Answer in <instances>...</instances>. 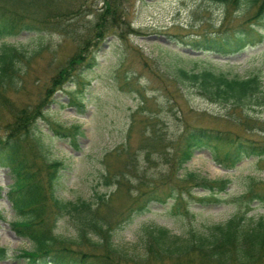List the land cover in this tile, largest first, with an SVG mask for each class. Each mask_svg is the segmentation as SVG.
<instances>
[{
  "label": "rangeland",
  "instance_id": "1",
  "mask_svg": "<svg viewBox=\"0 0 264 264\" xmlns=\"http://www.w3.org/2000/svg\"><path fill=\"white\" fill-rule=\"evenodd\" d=\"M104 2L56 0V8L64 4L65 10L79 9L64 21L63 29L0 38V46L10 41L28 54L40 50L31 63L25 89L17 96L25 101L35 100L43 84H48L59 66L76 52L85 48L86 54L96 57L91 67L82 65L80 73L56 91L35 126V135L49 158L65 163L60 198L88 199L97 191L111 193L115 186H107L102 174L108 164L113 168L123 166L128 156L146 180L161 182L179 168L182 141L189 127L233 129L241 135L264 139V37L262 42L233 54L208 46L212 37L233 38L253 24L264 34V17L250 21L253 11L246 0L230 8L228 19L227 7L214 0H116L122 13L120 26L105 29L99 37L97 15ZM181 70H212L242 78L256 75L263 91L259 94L262 103L234 108L231 103L211 100ZM71 97L83 102L84 112L71 105ZM57 124L66 129L79 126L77 143H71L69 136L55 135L53 127ZM258 160L256 156L245 157L236 166H224L213 159L209 148L195 149L179 173L195 172L210 180L229 179L220 202L199 201L209 193L201 187H193L196 198L187 196L184 203L174 199L152 201L146 212L114 231L115 243L139 252L146 226L161 225L186 236L191 230L227 221L247 207L246 199L239 197L245 193L249 178L264 179V162ZM11 182L9 170L0 166V185L4 187L0 198V245L10 249V257L0 264H27L20 252L31 250L33 244L10 226L15 217L6 197ZM114 204L120 215L129 199L122 196ZM251 207L250 214H264L263 203L255 201ZM56 232L73 236L74 223L64 217Z\"/></svg>",
  "mask_w": 264,
  "mask_h": 264
},
{
  "label": "trees",
  "instance_id": "2",
  "mask_svg": "<svg viewBox=\"0 0 264 264\" xmlns=\"http://www.w3.org/2000/svg\"><path fill=\"white\" fill-rule=\"evenodd\" d=\"M115 1L105 0L103 10L97 15L99 37L105 29L115 30L120 26L122 13ZM214 1L227 7L228 19L230 8L238 7L244 0ZM246 1L249 10L253 11L249 20L264 17V0ZM55 4L56 0H0V38L63 29L64 21L71 19L79 9L72 11L67 7L65 10L64 4L59 8ZM263 37L253 24L245 31L239 30L233 38L212 37L208 46L224 54H233L262 42ZM85 51L83 48L65 65H60L50 82L43 84L35 100L25 101L17 96L25 89L31 63L40 50L28 54L10 41H4L0 46V166L9 170L12 179L6 192L15 213L10 226L18 236L33 244L31 250L20 252L27 264H264V214H250L252 203L264 204V179L256 177L249 178L245 193L239 197L246 199L247 207L243 205L225 222L212 223L204 230H191L186 236L175 234L165 226H146L141 237L143 249L139 252L118 247L114 239V231L134 216L146 212L152 201L174 199L184 203L187 196L196 198L193 187H201L209 193L198 198L199 201L220 202L229 179L210 180L195 172L179 173L195 149L209 148L213 159L224 166H236L251 156L264 162V139L241 135L233 129L189 127L182 141L184 147L179 168L161 182L146 180L137 163L128 156L123 166L113 168L108 164L102 174L107 186H115L111 193L97 191L88 199L60 198L58 190L65 163L49 158L35 135V126L37 120L44 117L56 91L62 89L74 74H79L82 65L91 67L94 64V54ZM181 73L198 84L211 100L231 103L234 108L262 103L259 94L263 91L256 75L242 78L212 70H181ZM70 103L80 112L85 111L83 102L74 97ZM246 118L248 120L249 116ZM78 130L77 125L67 129L61 124L53 127L55 135L69 136L74 144L78 141ZM3 192L0 185V198ZM122 196L129 199V204L119 215L114 201ZM64 217L74 223L75 235L63 236L56 232ZM9 251L0 245V261L10 257Z\"/></svg>",
  "mask_w": 264,
  "mask_h": 264
}]
</instances>
